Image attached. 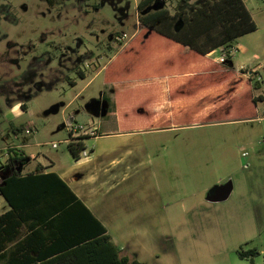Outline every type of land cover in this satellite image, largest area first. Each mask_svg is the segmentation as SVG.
Returning <instances> with one entry per match:
<instances>
[{"label":"rangeland","instance_id":"rangeland-1","mask_svg":"<svg viewBox=\"0 0 264 264\" xmlns=\"http://www.w3.org/2000/svg\"><path fill=\"white\" fill-rule=\"evenodd\" d=\"M111 1L54 0L50 5L47 0H0V167L13 162L7 150L19 149V145L26 155L36 156L41 163L54 162L56 171L66 170L72 163L67 124L72 119L73 127L84 126L92 113L87 107L92 99L106 100L115 95V100L127 109L134 106L137 96L121 92L111 95L110 88L103 86L105 78L111 83H132L152 76L164 78V86L168 83L162 70L143 74L141 53L129 49L110 73L103 72L88 84L97 63L105 64L118 45L115 37L119 33L129 37L136 27L137 0H126L130 4L120 5L122 12ZM179 1L169 2V11L174 12ZM187 2L189 10L201 4V0ZM244 2L257 30L238 39L241 48L225 58L233 71L215 74L214 68L226 66L215 60L225 57L226 51H217L199 63L198 69L204 74L194 75L188 79L187 87L172 91L169 98L165 96L167 102L162 110L170 108V100L180 107L175 110L174 106L176 121L171 129L142 132L147 125L162 127L169 123H154L146 106L138 123L129 116L119 127L112 118L103 120V128L142 132L137 135L154 163L155 177L161 187L164 180L172 183L168 194L174 196L175 204L165 209L159 230L149 235L142 264H251L236 253L249 249L258 252L253 264H263L264 0ZM161 4L159 1L157 5ZM240 66L256 68L260 78L258 74L242 78L235 71ZM79 72L86 73L84 80L79 78ZM249 77L260 84L259 90H252ZM70 80L77 85L71 86ZM231 80L240 82L234 97L226 88ZM250 94L257 98L256 103ZM20 103L27 110H19L14 123L22 125L16 126L4 114ZM29 124L33 128L31 135L24 133ZM16 127L20 129L17 138ZM53 143L56 148H52ZM22 163L25 162H17L16 166ZM147 178L145 173L144 192L151 193L147 191L151 179ZM220 178L222 181L215 183ZM228 181L231 194L227 199L206 202L211 186ZM6 207L0 195V214ZM173 207L178 212H171Z\"/></svg>","mask_w":264,"mask_h":264},{"label":"crops","instance_id":"crops-1","mask_svg":"<svg viewBox=\"0 0 264 264\" xmlns=\"http://www.w3.org/2000/svg\"><path fill=\"white\" fill-rule=\"evenodd\" d=\"M139 1L140 0H137L135 2V8ZM242 1L246 7L244 0ZM124 2H126V5L130 4L126 0H112L111 4L115 9H119L122 12V7H120V5ZM156 2L158 3L159 1ZM156 2L154 4H156ZM203 2L204 0H201V4ZM168 4L169 2L165 4V7L170 10ZM179 8L180 7H178V9ZM150 11L155 10L151 9ZM147 12V10L138 12L136 15L135 30L129 37H126L125 33L118 34V36H123L125 38L124 42L117 43L118 45L114 47L113 52L106 57L107 62L105 64L99 66L97 63L98 67L96 66V69L93 70V76L88 84L103 72L110 73L112 66L116 64L119 57L129 49H135L141 53L142 63L144 65L142 66L144 67L142 71L143 74L147 75L155 72V70H162L165 72V78L168 83L162 86L159 81H166L164 78L145 76L143 79L134 80L132 82L146 81L147 83L136 85L131 89L117 91L114 89V85L121 83L113 82L115 83L113 84L111 83L112 80L105 78L103 86L110 88L111 95L114 92H121V95L137 96L134 101V106L132 109H127L123 104L115 100V95L106 97V100L92 99L87 105L88 110H92V113L91 116L86 117V124H84L83 127L89 131L92 130L93 133L89 132V134L86 135V138L83 140L85 149L79 154L78 158L75 159L71 156L72 163L66 170L56 171L54 162L50 161L48 164L41 163L37 160L36 156L26 155L19 145L17 146L19 148L18 150L24 154V159L21 160V162L23 161L25 163H22L21 166H16V163L20 161H13L9 165L0 167V184L2 179L7 177L13 170L25 175L33 172L38 165L43 167V173H56L60 179L67 184L76 197L91 211L95 218L106 228L112 242L120 249L122 254L129 259L137 260L140 264H142L143 261L142 253L145 252L149 243L148 241H150L148 238L149 235H154L159 230L157 227L164 219L163 212L165 209L173 206L175 202L173 199L174 196L168 194L170 192V188L168 187L172 183H170L169 179L164 180L161 187L159 180L155 177L153 168L154 163L145 150L143 140L137 134L148 131L153 132L171 129L169 127L175 125L174 123L176 121V113L173 111L176 102L170 100L167 103V106L170 108H168L167 111L165 109L162 110L163 105L167 102L165 96L169 98L172 91L174 92L176 89L179 90L183 87H187L188 79L194 75L199 76L204 74V70L198 69L199 63L211 57L215 52L223 49V47H219L205 56H202L154 31L151 32L150 35L143 34L144 31H149L150 29L142 27L138 17ZM170 13L173 12L170 11ZM179 28L180 25L178 24L175 26L174 30L177 31ZM238 39L232 43L231 48L234 49V52L241 48L240 44L237 42ZM109 40L112 42L111 35ZM232 56L233 54L226 58ZM220 59L219 57L215 60L221 62ZM100 60L101 58L98 61ZM225 61L226 60L222 61L223 65H226ZM224 67L225 69L214 68L215 74L222 75L233 71L229 65ZM235 71L240 74L242 78H247L251 74H258L257 78H260L256 68L245 69L244 66H240L238 70L236 69ZM85 76L86 73L83 79L79 78L84 80ZM247 80L249 83L251 82L250 77ZM70 81L74 83L73 87L77 85L75 80ZM122 83H127V81ZM239 84V81L234 82L233 80L227 83L226 88L233 91H231L232 97L236 96ZM251 85L249 86L250 89L252 88ZM174 86L176 88H173ZM83 89H85V87ZM154 94L156 95L155 97ZM150 96H152L151 99H149ZM250 97L252 98L251 94ZM254 97L255 96H253V98ZM261 100H263V98H261ZM20 104L10 108V110L4 114V118L7 119L8 122H12L11 124H15L14 119L19 116V110L22 109ZM139 106L141 107L137 111L133 109ZM145 106L149 113V119L153 120L154 123L159 120L164 122L168 121L169 123H167V126L162 125V127H156V124L145 126V124L139 123L147 127V129L142 132H128L122 131L121 128H117L121 126L122 120L126 116L131 117L136 123L141 121L143 119L142 115L145 112ZM177 109H180V107L176 105L175 110ZM26 110L27 107L23 111ZM110 118L116 121L117 127H115V129L103 128L105 124L103 120ZM177 118H180V116ZM18 125L22 124H17L16 126ZM19 130V127H16L14 131L15 137ZM74 137H76V135ZM171 165H173V163H171ZM145 173L148 178L151 179L152 185L150 181L147 183V191H151V193L144 192V185H146L144 181ZM220 181H222L221 178L216 180L215 183H219ZM219 185L220 184L215 186L210 185L211 188L209 191H213V189ZM207 187L208 186H206L204 191H207ZM206 202L217 203L209 202L207 199ZM173 208L171 212H173V210L178 212L176 207ZM8 210L9 207L7 205L2 213ZM143 218L146 220L144 221Z\"/></svg>","mask_w":264,"mask_h":264},{"label":"trees","instance_id":"trees-1","mask_svg":"<svg viewBox=\"0 0 264 264\" xmlns=\"http://www.w3.org/2000/svg\"><path fill=\"white\" fill-rule=\"evenodd\" d=\"M156 1H162L164 7L139 15L140 25L202 56L219 47L231 48L238 38L257 30L242 0H204L191 10L186 8L187 0H180V8L173 13L165 7L172 0H140L136 9L143 12ZM47 2L54 4V0ZM79 77L83 79L84 74L79 72ZM250 81L253 89L259 90L260 84L252 78ZM159 82L164 86L162 80ZM68 83L74 86L72 81ZM145 83H121L114 89ZM20 107L25 109L23 104ZM85 138L67 143L73 158L85 149ZM7 155L10 161L24 159L17 148L8 149ZM0 195L9 207L0 214V264H140L124 256L67 184L56 173H43L40 165L25 175L13 170L2 179ZM236 253L251 264L258 255L256 249Z\"/></svg>","mask_w":264,"mask_h":264},{"label":"built area","instance_id":"built-area-1","mask_svg":"<svg viewBox=\"0 0 264 264\" xmlns=\"http://www.w3.org/2000/svg\"><path fill=\"white\" fill-rule=\"evenodd\" d=\"M124 40H125V38L123 36H116L115 37V41L118 44L124 42ZM222 50L223 51H226L225 52L226 54L223 53L225 55V57L224 56H221L220 57L221 58L220 59L221 62L224 61L227 56H230V55H232L234 53V49L233 48H227V49L223 48ZM67 127L69 128L68 129L69 130L68 133L70 135L67 143L70 141V139H75V138H79V137H86V135H88L89 132L90 133H93L92 130L89 131L88 129H85L83 126H75V127H73L72 124H71V121L68 122ZM24 132L27 135H31L32 134L33 128L31 127V124H29L25 128V131ZM75 135H76V137H74ZM56 147H57V144L56 143H53L52 144V148H56Z\"/></svg>","mask_w":264,"mask_h":264},{"label":"water","instance_id":"water-1","mask_svg":"<svg viewBox=\"0 0 264 264\" xmlns=\"http://www.w3.org/2000/svg\"><path fill=\"white\" fill-rule=\"evenodd\" d=\"M157 4L158 3L156 2V4H154L152 7L150 6L146 10L148 12L151 9H153V10L156 11V10H159V9H161V8L164 7V3L163 2H162V4L160 6H158ZM230 192H231V182L228 181L225 184H222V185H219V186L215 187V189H213V191H211L210 193H208L207 200L209 202H220V201H224L225 199H227V197L229 196Z\"/></svg>","mask_w":264,"mask_h":264}]
</instances>
